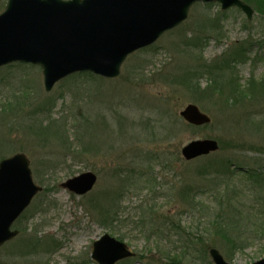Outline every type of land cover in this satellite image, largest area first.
Masks as SVG:
<instances>
[{"label": "rangeland", "instance_id": "obj_1", "mask_svg": "<svg viewBox=\"0 0 264 264\" xmlns=\"http://www.w3.org/2000/svg\"><path fill=\"white\" fill-rule=\"evenodd\" d=\"M7 2L0 0V13ZM252 7L254 17L247 20L235 8L194 5L185 23L151 50L131 56L113 81L95 83L89 76H76L46 94L40 68L0 70V161L25 154L35 183L44 188L15 224L20 235L0 249V264H97L92 247L104 234L120 238L136 253L119 264H214L210 248L230 264L264 259V189L250 192L248 179L239 173L230 183L231 190L239 191L234 206L243 210V230L238 231L243 234L235 246L217 236L209 219L215 199L221 200L215 193L206 191L196 212L177 201L185 184L196 185L180 183L183 174L191 178L188 173L208 163L227 161L233 169L264 171V83L254 85L242 103L223 109L225 101L209 99L193 84L178 80L185 75L202 89L209 77L199 79V67L221 65L223 56L237 52L247 61L237 63L235 76L226 79L235 77L246 88L251 79L264 80V12ZM19 90L32 94L22 109L12 104ZM189 104L197 105L211 123H186L180 112ZM82 107L96 116L103 107L115 120L82 119ZM204 139L218 140L220 152L186 162L182 149ZM167 161L171 165L165 170L161 164ZM144 171L148 176L140 181L137 172ZM84 172L98 178L92 192L78 197L61 187ZM130 179L129 189L114 201L118 183ZM236 216L226 217L232 227ZM178 224L179 229L173 227Z\"/></svg>", "mask_w": 264, "mask_h": 264}, {"label": "water", "instance_id": "obj_2", "mask_svg": "<svg viewBox=\"0 0 264 264\" xmlns=\"http://www.w3.org/2000/svg\"><path fill=\"white\" fill-rule=\"evenodd\" d=\"M197 2H217L223 10L236 7L249 20L254 14L241 0H8L0 14V68L17 62L41 67L47 92L76 73L115 78L132 53L187 20ZM180 115L195 126L210 123L195 105ZM217 150L216 141L201 140L184 147L182 154L190 160ZM96 181L88 172L61 186L81 196ZM40 191L24 154L0 162V247L19 234L11 228ZM210 255L215 264H230L217 249ZM131 257L134 253L127 245L108 234L93 244L92 258L98 264ZM253 264H264V259Z\"/></svg>", "mask_w": 264, "mask_h": 264}, {"label": "trees", "instance_id": "obj_3", "mask_svg": "<svg viewBox=\"0 0 264 264\" xmlns=\"http://www.w3.org/2000/svg\"><path fill=\"white\" fill-rule=\"evenodd\" d=\"M248 4L254 6L256 8V11L263 13L264 12V0H244ZM244 48H240L241 50ZM244 53L243 52H237L234 55H231L230 58L222 60L221 65L216 66H208L202 59H199L200 62L203 64L199 67L201 68V77L199 79L208 78L206 86L201 89L199 86V82L196 81L194 84L193 81H190L187 79V76L183 75L178 77L179 81H184L186 84H193L195 89L202 90L204 95L207 96L209 99L217 100V101H225L227 105L229 106H222L223 109H231V107H235L239 103H242L248 96L251 95L252 88L254 85L259 83V86L264 83V80L256 81L255 79H251L248 88L242 86L239 83V80H236L235 77H228L226 79V75H232L235 76V66L237 63H242L247 61L243 58ZM16 66H24L21 64H15L10 65L9 67H16ZM8 67V68H9ZM196 67V66H195ZM198 69V71H199ZM204 75V76H203ZM217 78V79H216ZM224 79V80H220ZM263 82V83H262ZM264 84L260 87H263ZM190 89V88H189ZM192 90V89H191ZM203 95V94H202ZM32 94H30L27 91L19 90V93H15L13 96V102L12 104L20 107L24 106V104L27 102L28 99ZM4 103L6 102V99H4ZM11 104V105H12ZM88 104V102H87ZM9 105L8 107H11ZM83 108V107H82ZM81 108V117L82 119H87L86 117L92 116L94 119L103 120V122L112 123V112H110L109 116L104 113V110L102 108L99 109V115L96 116L95 112L91 110V108ZM83 112V113H82ZM15 116V115H14ZM17 117V116H15ZM115 120V116L113 117V121ZM104 124V123H103ZM233 163L232 162H219L216 164V162L208 163L204 166H201L197 168L195 174L188 173L189 177L187 178L184 174L181 177L180 183H185V180L188 182H194V184H185L183 188H181V192L178 195V203L181 205V207H184L186 210H191L192 212L198 211V207L202 206L204 204L203 201H201L202 197H204L207 192L211 191L215 193L218 198H221L219 201L218 199H215L217 202V206H215L213 209H211V213L208 212V216L210 220L212 221L213 228L217 227V230L219 233H217L218 237H221L224 241L229 242V244L235 246L236 241H239L241 232L238 231L243 230V215H242V209L241 208H235L234 206V196L239 193V191L236 190V187L231 190L230 183L233 181V178L236 176V173H239L246 177L249 182L248 190L250 192L254 191H263L264 189V171L261 168H253L247 166H238L235 169L232 168ZM166 167H169V165L166 164ZM245 168V170H244ZM190 172V171H189ZM199 183H202L203 185H199ZM207 189V190H205ZM260 193V192H259ZM225 197H231L229 198V201L221 202L222 198ZM225 200V199H224ZM264 201L263 199H260L261 207L264 208ZM243 205V204H242ZM239 210L237 213L236 211ZM235 217V220H237V224H235V227H232V224L230 221L226 219ZM226 219V220H225ZM169 223H167L168 225ZM217 225V226H216ZM261 229V237H264V222ZM174 228L179 229L178 225H173ZM215 233V230H213ZM246 232V230H244ZM243 234V233H242ZM241 234V235H242ZM225 242V243H227ZM241 247V246H240ZM240 250V248L236 249Z\"/></svg>", "mask_w": 264, "mask_h": 264}]
</instances>
